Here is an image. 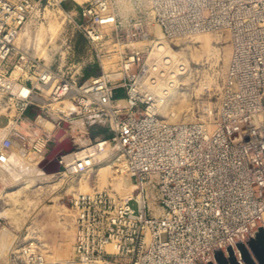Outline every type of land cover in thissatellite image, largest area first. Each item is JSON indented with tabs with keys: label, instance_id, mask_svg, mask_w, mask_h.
Here are the masks:
<instances>
[{
	"label": "built area",
	"instance_id": "2783aa9c",
	"mask_svg": "<svg viewBox=\"0 0 264 264\" xmlns=\"http://www.w3.org/2000/svg\"><path fill=\"white\" fill-rule=\"evenodd\" d=\"M66 1L73 3L75 27L101 68L100 53L109 57L134 40L148 41L151 25L165 41L226 35L229 58L213 119L171 122L158 114L165 88L185 68L172 70V61L147 49L119 53L118 76L83 80L78 63L68 60L53 69L16 44L28 19L47 8L63 12ZM43 2L0 0V98L14 112L0 162L13 142L29 144L42 160L51 138L38 121L48 118L52 104L70 101L85 131L99 126L108 134L98 138L94 129L95 138L81 145L98 154L61 155L59 172L106 163L126 175L132 188L123 199L107 191L72 197V258L57 264H215L211 250L226 253L227 245L239 260L235 243L246 244L257 227L264 230V0ZM66 119L70 115L53 124L65 125ZM27 257L26 264H55L41 252Z\"/></svg>",
	"mask_w": 264,
	"mask_h": 264
},
{
	"label": "rangeland",
	"instance_id": "374dc122",
	"mask_svg": "<svg viewBox=\"0 0 264 264\" xmlns=\"http://www.w3.org/2000/svg\"><path fill=\"white\" fill-rule=\"evenodd\" d=\"M64 4L66 8L63 12L47 8L45 11L41 10L39 16L28 19L16 41V44L29 55L40 59L51 68L56 69L66 64L68 60H72L81 67L78 73L84 80L89 77L85 70L90 67L95 71L96 74L93 75L95 77L103 73L110 77L118 76L120 71L118 54H128L132 49H147L146 54L159 56L162 60L170 59L166 58L169 54L159 53L153 47L155 40L160 39L161 35L159 36V28L151 25L149 28L152 35L148 41L134 40L125 48L110 53L109 57L104 52L100 53L101 56L103 55L101 68L97 64L95 51L75 27L79 17L76 11H69L73 3L66 1ZM197 36L200 35L171 41L161 38L169 53L175 57L171 62L172 70H180L181 65L185 68V72L180 75L182 79L179 81L178 94L169 102L165 113L158 110L159 115L171 119V122L193 120L208 122L215 115L222 78L229 58V40L224 34L201 35L209 38L213 49L207 53L210 54L209 58L206 56L195 58L193 53L200 52L203 48ZM106 47L109 52L114 50L110 45ZM17 76L18 73L15 72L12 77ZM0 102L2 103V99ZM63 104L64 102L52 104L48 118L38 121V126L41 125L51 138L47 147L48 152L56 147L55 153L63 152L61 155L69 159L68 154L82 151L84 146L81 143H88L89 138H95L96 132L98 138L106 137L108 133L99 126L94 128L96 132L94 129L85 131L84 123L76 113L65 120V125H54L53 121L62 118L61 114H65L59 111ZM2 108L0 143L4 137L11 135L12 126L6 129L5 127L9 117L14 115L10 108L5 110L3 105ZM65 149L67 150L64 151ZM10 153L18 154L22 163L27 162L28 165L26 164L27 169L22 163V165H10V168L7 166L0 168V255L2 256H0V264H26L27 256L37 252L43 253L50 263H64L70 260L74 229L68 210L72 197L80 193L107 191L115 199H123L124 195L132 191L128 177L117 167L106 163L77 173L68 171L67 167H64L58 174L41 176L43 173L38 167L33 166L39 160L29 150V144L19 145L13 142ZM105 166L109 168L105 176L106 183L103 184L99 169ZM244 245L248 247L247 244ZM222 256L227 259V252L222 253Z\"/></svg>",
	"mask_w": 264,
	"mask_h": 264
},
{
	"label": "bare ground",
	"instance_id": "6f19581e",
	"mask_svg": "<svg viewBox=\"0 0 264 264\" xmlns=\"http://www.w3.org/2000/svg\"><path fill=\"white\" fill-rule=\"evenodd\" d=\"M159 31V30H158ZM160 32V31H159ZM161 35V33L159 34V36ZM202 35V34H201ZM197 36L196 38H198V39H200V43H202V50L200 51V52H195V53H193V57H195V58H203L204 56H206L207 58H209L210 57V54H207V53H210L211 51H212V49H213V47L211 46V43H210V40H209V38H207V37H205L207 34H203V35H205V36ZM196 36V35H195ZM156 37V36H155ZM157 38H158V36H157ZM160 39H156L155 40V44H154V47H155V49H156V51L157 52H159V53H162V54H169V56H166V58H170L169 60L167 59L166 61H165V63H170L171 61H172V59L174 60L175 59V57H174V55L172 54V53H169V51H168V49H167V47H166V44H164V42L163 41H161V38H162V35H161V37H159ZM214 54H215V52H214ZM218 54V53H217ZM216 55V54H215ZM218 56V55H217ZM193 57H191V59L193 58ZM217 58V57H216ZM183 66V65H182ZM186 67V66H185ZM182 71H183V68H181L180 69V72L182 73ZM15 73V72H14ZM13 73V74H14ZM13 74H12V76H13ZM179 74V73H178ZM180 75V74H179ZM13 79L15 78V77H12ZM173 78V80L171 81V84H169L166 88H165V90H166V92L165 93H163V97H165V99L164 100H162V102H161V105H160V112L161 113H165V109H166V107H167V105L169 104V102L172 100V98L173 97H175V95H177L178 94V91H179V88H178V85H179V81L182 79V77L181 76H177V77H172ZM19 90L20 89H18V85H17V83L15 82L14 83V87H13V93H18L19 92ZM25 92V90L23 91V93ZM1 99V98H0ZM160 101V100H159ZM122 104V103H121ZM120 104V105H121ZM2 103L0 102V111H2ZM61 110H59L60 112L61 111H63L65 114H61V113H59V114H61V116L62 117H64L65 115H71V114H73V113H76V107L74 106V104L72 103V102H70V101H65L64 102V104L62 105V107L60 108ZM58 114V115H59ZM171 120V119H170ZM8 126H10V125H8ZM8 126L6 127V128H8ZM5 128V129H6ZM20 145V144H19ZM22 148V147H21ZM20 149V148H19ZM24 149V148H23ZM15 150V149H14ZM13 151V150H12ZM20 151V150H19ZM15 152V151H14ZM16 152H17V150H16ZM28 152V151H27ZM56 152V151H55ZM58 153H55L54 154V156L55 155H57ZM76 155H77V157H83V155H87V157L88 156H92V155H95V154H98V152L97 151H95V149L94 148H87V149H84V150H82V151H79L78 153H75ZM18 154H14V153H9L7 156H6V158H4V162L2 163V162H0V168H6V166L8 167V168H10V165H13V166H16V165H18V164H21L22 163V160L17 156ZM60 155V154H59ZM70 157V156H69ZM66 160V159H68V157H64L63 156V160ZM27 161V160H26ZM40 162V161H39ZM38 162V163H39ZM38 163H35L33 166H34V168H36V167H38ZM23 164V166H25V168L27 169V162L26 163H22ZM21 164V165H22ZM27 164V165H26ZM36 165V166H35ZM108 166H105V167H102V168H100L99 169V172L100 173H102L101 174V181H103L102 183L104 184V183H106V178H105V176H106V172H108ZM12 169V168H11ZM43 174H41V176H42ZM40 176V177H41ZM39 178V177H38ZM34 179V178H33ZM28 181V180H27ZM32 181H34V180H32ZM128 195V194H127ZM127 195H124V197H126ZM1 254V253H0ZM1 256V255H0ZM238 256V254L236 255V257ZM2 257V256H1ZM0 260H1V258H0Z\"/></svg>",
	"mask_w": 264,
	"mask_h": 264
},
{
	"label": "water",
	"instance_id": "95a60500",
	"mask_svg": "<svg viewBox=\"0 0 264 264\" xmlns=\"http://www.w3.org/2000/svg\"><path fill=\"white\" fill-rule=\"evenodd\" d=\"M57 148L50 150L49 153L38 163V169L46 176L55 175L59 173L58 160L63 154L54 155ZM65 149L64 151H66ZM246 247L244 244L236 242L239 253V260L236 259L234 251L229 245H227V254L228 258L224 259L220 249L211 250L216 264H264V230L260 227H257L256 231L248 232V237L245 238ZM194 264H200L197 260H194ZM207 264H211L208 262Z\"/></svg>",
	"mask_w": 264,
	"mask_h": 264
},
{
	"label": "crops",
	"instance_id": "0c3cea01",
	"mask_svg": "<svg viewBox=\"0 0 264 264\" xmlns=\"http://www.w3.org/2000/svg\"><path fill=\"white\" fill-rule=\"evenodd\" d=\"M85 71H86V75L87 76H93V75L96 74L95 71H93V68L92 67L86 69Z\"/></svg>",
	"mask_w": 264,
	"mask_h": 264
},
{
	"label": "trees",
	"instance_id": "16d2710c",
	"mask_svg": "<svg viewBox=\"0 0 264 264\" xmlns=\"http://www.w3.org/2000/svg\"><path fill=\"white\" fill-rule=\"evenodd\" d=\"M63 8L65 9L66 6L63 5ZM121 96H122V92H121V90H117V92H116V97H121Z\"/></svg>",
	"mask_w": 264,
	"mask_h": 264
}]
</instances>
